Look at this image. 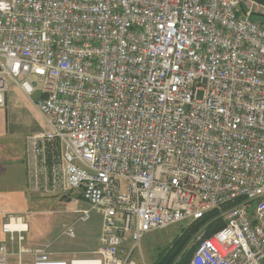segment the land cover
Segmentation results:
<instances>
[{
    "label": "built area",
    "instance_id": "built-area-1",
    "mask_svg": "<svg viewBox=\"0 0 264 264\" xmlns=\"http://www.w3.org/2000/svg\"><path fill=\"white\" fill-rule=\"evenodd\" d=\"M255 12L251 0H0V107L10 79L48 126L26 137L30 191H79L101 220L96 257L67 262L24 248V217L0 212V264H136L146 235L223 209L189 264H264Z\"/></svg>",
    "mask_w": 264,
    "mask_h": 264
},
{
    "label": "rangeland",
    "instance_id": "rangeland-1",
    "mask_svg": "<svg viewBox=\"0 0 264 264\" xmlns=\"http://www.w3.org/2000/svg\"><path fill=\"white\" fill-rule=\"evenodd\" d=\"M7 85V131L11 136L12 145L23 149L26 136L41 130L46 131L48 126L35 107L33 108L32 101L12 84L10 79H7ZM25 177L20 161L12 163V166L0 175V212L24 217L28 225V232L23 241L24 248L30 252L44 249L52 253L94 250L91 257H95L94 252L98 250L95 249L98 246L96 234L101 220L100 216L80 199V192L70 191L69 195L63 197H40L28 190ZM81 211H88L89 218L86 222L79 220ZM224 211L225 209L218 211L216 218L220 221ZM68 225L74 229L75 236L72 238L62 234L63 227ZM185 226L184 223L175 224L146 235L140 241V250L133 252L132 260L136 264H153L157 254L168 247ZM198 232L202 234V228ZM196 234L191 237L190 244L196 243ZM16 247L13 245L14 250ZM70 257L71 254L63 256L67 262ZM80 257L75 255L72 259L84 258ZM191 258L192 256L190 260ZM31 259L32 256L24 255L22 264H30ZM9 264H18L17 258L12 256Z\"/></svg>",
    "mask_w": 264,
    "mask_h": 264
},
{
    "label": "crops",
    "instance_id": "crops-1",
    "mask_svg": "<svg viewBox=\"0 0 264 264\" xmlns=\"http://www.w3.org/2000/svg\"><path fill=\"white\" fill-rule=\"evenodd\" d=\"M6 85H7V82H6ZM8 93H9V88L7 85V90L5 93V103H4L3 107H0V175L2 173H5V171L12 166V163H17L20 161L22 163V169L25 172V176H26L25 177L26 186H27L28 190H30L31 189L30 188L31 187V185H30V165H29V153L27 151V146H26V139H25V145H24L23 149L18 148V147H14L10 141L11 136L8 134V131H7V121H6L5 108H6V104H7ZM37 96H38L37 94H33L32 98L35 99ZM30 103H31V101H30ZM34 107L35 106H33V108ZM41 131H45V130H41ZM41 131H38V132H41ZM35 133H37V132H34L32 134H35ZM37 194L40 197H63V196L69 195L70 191H68V192H47V191L41 190V191L37 192ZM80 199H82V198L80 197ZM88 218H89V214H88ZM80 221H82V220H80ZM86 221H82V222H86ZM100 227H101V222H100ZM99 232H100V228H99L98 233L96 234V240H97L98 246L95 249H97L99 247V242H98ZM92 251H94V250H89L88 252H86V251L85 252L73 251V252H67V253L66 252L52 253V252H48V251H46V252H48L50 254V256L54 259L66 261L63 258V256H65V255L71 254L72 257L69 258L70 260H72V258H74L75 255H79V257L81 256L82 258L83 257L89 258L92 256V253H91ZM31 262H32V259L30 260V264H31Z\"/></svg>",
    "mask_w": 264,
    "mask_h": 264
},
{
    "label": "trees",
    "instance_id": "trees-1",
    "mask_svg": "<svg viewBox=\"0 0 264 264\" xmlns=\"http://www.w3.org/2000/svg\"><path fill=\"white\" fill-rule=\"evenodd\" d=\"M252 19L264 24V12H255ZM217 210L205 214L202 219L191 221L185 224V228L176 236L168 247L160 251L153 264H189L190 257L194 254L196 243L190 244V239L199 229L203 228V237H209L218 230L223 224L216 218Z\"/></svg>",
    "mask_w": 264,
    "mask_h": 264
},
{
    "label": "water",
    "instance_id": "water-1",
    "mask_svg": "<svg viewBox=\"0 0 264 264\" xmlns=\"http://www.w3.org/2000/svg\"><path fill=\"white\" fill-rule=\"evenodd\" d=\"M254 2L257 6L264 8V0H251Z\"/></svg>",
    "mask_w": 264,
    "mask_h": 264
},
{
    "label": "bare ground",
    "instance_id": "bare-ground-1",
    "mask_svg": "<svg viewBox=\"0 0 264 264\" xmlns=\"http://www.w3.org/2000/svg\"><path fill=\"white\" fill-rule=\"evenodd\" d=\"M74 264H87V263H84L83 261H80V262H74Z\"/></svg>",
    "mask_w": 264,
    "mask_h": 264
}]
</instances>
